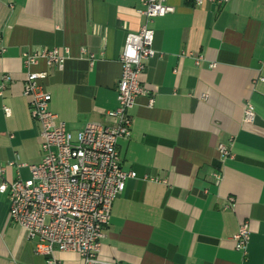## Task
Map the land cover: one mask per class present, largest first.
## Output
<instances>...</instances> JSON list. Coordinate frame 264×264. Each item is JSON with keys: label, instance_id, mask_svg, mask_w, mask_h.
<instances>
[{"label": "crops", "instance_id": "obj_1", "mask_svg": "<svg viewBox=\"0 0 264 264\" xmlns=\"http://www.w3.org/2000/svg\"><path fill=\"white\" fill-rule=\"evenodd\" d=\"M166 3L174 11L148 23L156 54L139 79L150 93L136 98L130 136L117 142L121 168L137 178L125 181L112 204L99 257L119 264H264V0ZM140 6L139 0H0V79L10 76L0 96L5 180L28 178L27 165L42 158L40 126L22 93L23 54L66 52L44 83L49 108L67 129L112 123L106 111L117 106L125 36L144 23ZM196 56L203 58L198 65ZM44 68L43 61L33 67ZM246 101L253 122L243 121ZM219 143L232 158H222ZM9 209L8 194L0 193V264H47ZM243 222L245 254L233 239ZM55 254L59 264L81 262L75 253Z\"/></svg>", "mask_w": 264, "mask_h": 264}, {"label": "built area", "instance_id": "obj_2", "mask_svg": "<svg viewBox=\"0 0 264 264\" xmlns=\"http://www.w3.org/2000/svg\"><path fill=\"white\" fill-rule=\"evenodd\" d=\"M137 12L144 23L136 31H129L120 54L122 72L117 83V106L107 110L112 123L88 122L75 132L67 129L50 110L51 95L45 86L47 69L61 68L66 52L57 47L23 54L25 78L23 95L28 100L30 115L40 126L42 158L36 164H29L30 176L17 177L12 181L3 178L5 166L0 165V193H7L10 200L9 215L25 233L35 240L34 250L46 257L47 264H59L56 251L77 254L80 264H119L99 257L103 229L108 224L111 207L116 196L124 189L128 178H137L133 170H123L117 142L128 138L131 133L129 111L136 98L148 96L149 90L140 82L144 62L156 52L152 47L153 30L148 23L154 17L174 11L166 0H139ZM202 3L204 0H195ZM213 1V0H209ZM90 54V58H94ZM202 56H196L198 65ZM40 61L45 68L34 70ZM214 67L215 63H209ZM10 81L8 74L0 79V96ZM153 103L149 96L148 105ZM9 115L10 109L4 107ZM253 105L243 104V121L253 122ZM217 150L223 159L232 158L230 149L222 143ZM12 164V163H9ZM218 180L219 175L215 174ZM142 180L165 183L158 177L142 176ZM229 206L233 198H228ZM235 248L246 253L249 241V226L241 223L233 235Z\"/></svg>", "mask_w": 264, "mask_h": 264}]
</instances>
